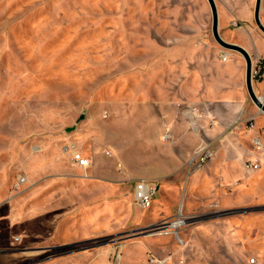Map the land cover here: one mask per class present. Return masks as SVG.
I'll use <instances>...</instances> for the list:
<instances>
[{
	"label": "rangeland",
	"instance_id": "374dc122",
	"mask_svg": "<svg viewBox=\"0 0 264 264\" xmlns=\"http://www.w3.org/2000/svg\"><path fill=\"white\" fill-rule=\"evenodd\" d=\"M255 2L216 0L223 39L264 42ZM223 49L208 0H0V264H155L152 256H169L166 264H264V241L239 248L208 238L188 249L183 232L197 222L188 219L157 232L164 220L153 221L152 204H136L140 178L127 177L130 170L156 182L145 177L175 150L160 133L139 134V121L172 113L171 95L186 106L178 91L186 72L219 70ZM141 105L150 110L140 113ZM73 143L92 159L87 170L73 161ZM235 201L224 197L200 219L233 220L253 208ZM39 202L67 219L79 209L101 212L95 233L56 244L54 229L32 223ZM181 203L173 220L186 213ZM160 234L172 237L175 251L160 254Z\"/></svg>",
	"mask_w": 264,
	"mask_h": 264
},
{
	"label": "crops",
	"instance_id": "0c3cea01",
	"mask_svg": "<svg viewBox=\"0 0 264 264\" xmlns=\"http://www.w3.org/2000/svg\"><path fill=\"white\" fill-rule=\"evenodd\" d=\"M237 44L249 51L254 67L255 57L264 56V42ZM227 51L228 58L225 61L220 59L219 70L186 72L178 89L179 92L182 90V99L187 103L185 108L176 105L179 93L171 95L169 99L176 103L172 113L164 115L160 122L139 121L138 124L139 134L150 137L152 133H160L162 144L173 145L175 154L170 157L160 155L161 165L157 166L153 175L145 178H153L158 185L152 201L154 222L173 220L180 202L182 208L184 202L186 204L184 215L188 221H197L183 232L184 245L188 249H200L208 238L239 248L264 241V210H251L227 221L200 219L218 210L226 196L237 200L232 203L240 206L254 208L264 205V111L251 101L247 90L245 58L233 54L232 49ZM253 87L264 102V77H254ZM140 107H145L140 108V113L150 110L144 105ZM251 122L253 127H249ZM257 136L261 140L260 148L254 143ZM203 145L214 147L215 156L206 167L191 172L188 168L187 171L190 156ZM78 148L84 153L82 147ZM164 158L167 163L169 161L168 167L163 166ZM154 159L158 164L159 158L155 156ZM246 160L256 161L258 168H248ZM94 169V175H101L98 174L101 169ZM104 174L107 176L106 172ZM142 175L129 170L127 177L144 178ZM81 181L86 183L90 180ZM31 191L34 193L28 200L34 201L36 198L33 197L38 192ZM92 210L79 209L67 219L64 212L51 214L50 206L39 202L33 206L30 215L33 216L32 223L42 225L39 226L41 231L54 229L55 238L59 240L56 244L65 245L95 233L101 212L93 210L94 213ZM157 237L160 254H163L162 249L166 252V249L173 251L177 248L171 249L173 242L170 235L160 234Z\"/></svg>",
	"mask_w": 264,
	"mask_h": 264
},
{
	"label": "built area",
	"instance_id": "2783aa9c",
	"mask_svg": "<svg viewBox=\"0 0 264 264\" xmlns=\"http://www.w3.org/2000/svg\"><path fill=\"white\" fill-rule=\"evenodd\" d=\"M229 55V52H227V49L224 48L220 52V57L223 61L227 60ZM255 67L253 66V75L254 77H264V56L263 55H257L255 57ZM254 123H249V127H253ZM167 137V135H165ZM254 143L258 148L261 146V140L260 137L257 136L254 138ZM70 151L72 154V159L79 167L82 168H89L92 164L91 158L88 156H85L82 151L76 146V144L70 145ZM216 154V149L210 145H203L199 147L197 150H195L194 155L189 161V172L196 168H200L204 166V164L212 159ZM246 166L248 168H258L259 164L256 161L253 160H246ZM26 181V177H21L19 183H23ZM158 185L156 182H153L148 179L140 178L136 180L135 189H134V199L138 206L141 208H148L151 206L153 198L155 194L157 193ZM176 221H179V224L176 226L174 223ZM187 223V217L180 213L176 219L171 221H164L160 224L159 229L160 230H167L172 227H179L183 224ZM177 237L179 236L178 230L176 231ZM183 243V241H182ZM151 260L155 264H166L169 261V256H163V257H157L152 256ZM252 261H255V259H252ZM115 264H118L117 262Z\"/></svg>",
	"mask_w": 264,
	"mask_h": 264
},
{
	"label": "water",
	"instance_id": "95a60500",
	"mask_svg": "<svg viewBox=\"0 0 264 264\" xmlns=\"http://www.w3.org/2000/svg\"><path fill=\"white\" fill-rule=\"evenodd\" d=\"M212 9V31L217 41L226 49H232L240 52L246 60V86L252 101L257 107L264 111V102L261 97L255 92L253 87V60L249 51L243 46L228 42L220 34L219 31V12L216 0H208ZM261 4L262 0H256L254 8V18L259 28L264 32V23L261 20ZM259 207H254L252 210H257Z\"/></svg>",
	"mask_w": 264,
	"mask_h": 264
},
{
	"label": "bare ground",
	"instance_id": "6f19581e",
	"mask_svg": "<svg viewBox=\"0 0 264 264\" xmlns=\"http://www.w3.org/2000/svg\"><path fill=\"white\" fill-rule=\"evenodd\" d=\"M228 52V51H227ZM262 99V98H261ZM176 226L179 224V221H176L175 223H174ZM170 229H167V230H158L157 232H164V231H169ZM178 239H179V241H183V239L181 238V236L179 235L178 236ZM133 252V251H132ZM133 256V255H132Z\"/></svg>",
	"mask_w": 264,
	"mask_h": 264
}]
</instances>
